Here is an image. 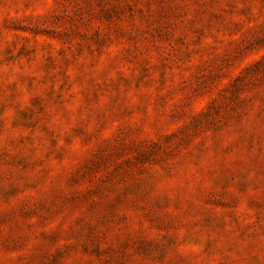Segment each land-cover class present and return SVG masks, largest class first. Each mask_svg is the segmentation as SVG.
Returning <instances> with one entry per match:
<instances>
[{
	"label": "clouds",
	"instance_id": "obj_1",
	"mask_svg": "<svg viewBox=\"0 0 264 264\" xmlns=\"http://www.w3.org/2000/svg\"><path fill=\"white\" fill-rule=\"evenodd\" d=\"M0 264H264V0H0Z\"/></svg>",
	"mask_w": 264,
	"mask_h": 264
},
{
	"label": "rangeland",
	"instance_id": "obj_2",
	"mask_svg": "<svg viewBox=\"0 0 264 264\" xmlns=\"http://www.w3.org/2000/svg\"><path fill=\"white\" fill-rule=\"evenodd\" d=\"M225 79H226V78H225ZM97 175H99L98 172H89V177H86V179H89V181L91 182V178H92V177H95V176H97Z\"/></svg>",
	"mask_w": 264,
	"mask_h": 264
}]
</instances>
